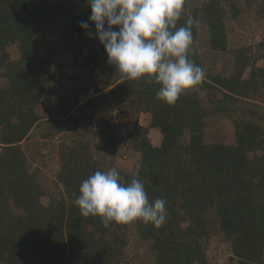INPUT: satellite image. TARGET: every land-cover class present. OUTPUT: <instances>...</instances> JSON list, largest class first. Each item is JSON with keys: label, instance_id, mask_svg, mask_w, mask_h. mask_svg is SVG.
Returning <instances> with one entry per match:
<instances>
[{"label": "trees", "instance_id": "obj_1", "mask_svg": "<svg viewBox=\"0 0 264 264\" xmlns=\"http://www.w3.org/2000/svg\"><path fill=\"white\" fill-rule=\"evenodd\" d=\"M189 2L185 0L177 27L189 18L196 21L189 59L204 71L202 54L195 48L199 27H207L209 52H225L226 11L223 0H208L190 11ZM231 7L236 16L239 8L234 4ZM90 14L85 0H0V79H4L0 80V264L127 262L123 254L130 223L113 222L104 227L101 217H83L75 204L82 181L98 170L105 171V165L92 161L90 141L78 140L77 146L62 148L58 180L64 191L48 204L40 199L44 190L37 173L27 166L22 145L43 119L36 108L45 92L43 80L52 75L54 66L52 49L46 56H38L36 36L50 21L69 18V34L76 40L70 48L89 63L106 54L98 39L89 38L79 27ZM90 29L94 33V25L90 24ZM11 46H17L19 58H11ZM85 48L87 55L83 54ZM234 63V73L207 74L173 105L157 98L159 85L154 81H124L118 76L108 83L109 88L121 82L124 92L137 98L140 103L136 101V105L144 107L152 118L134 142L142 164L136 178L144 183L150 202L166 200V221L159 228L140 221H134V225L142 241L149 243L153 264H210L204 243L213 232L220 233L231 245L237 264L264 262V113L255 103L256 97L264 96V65L256 67L242 52ZM87 90L75 94L66 112L82 102L93 108L100 101V94L88 98ZM216 91L221 96L217 97ZM205 99L211 104L206 105ZM211 116L232 120L234 144L205 141ZM49 121L51 130L60 133V124H77L81 118L70 114ZM99 123L98 130L103 127L100 133L109 134L111 141L113 130L108 123ZM149 128L161 132L159 145L149 140ZM44 135L50 137L48 132ZM119 174L124 183L133 178L131 173ZM80 251L84 254L81 262L75 258Z\"/></svg>", "mask_w": 264, "mask_h": 264}, {"label": "rangeland", "instance_id": "obj_2", "mask_svg": "<svg viewBox=\"0 0 264 264\" xmlns=\"http://www.w3.org/2000/svg\"><path fill=\"white\" fill-rule=\"evenodd\" d=\"M205 1L208 0H190L189 11L190 8L199 7ZM223 4L228 37V48L225 52H209L206 49L209 46L207 27L205 25L199 27L195 48L202 54L204 77L216 72L224 75L234 73V59L240 52L249 57L256 67L264 65V0H223ZM232 4L239 8L236 16ZM69 27V18H59L43 26L42 31L36 36L40 48L38 56H46L48 50L52 49L55 53L51 57L54 66L50 71L52 75L46 76L43 80L45 92L36 108L43 119L37 122L22 145L28 158L27 166L37 173L44 190L40 198L44 204H48L53 197H60L64 191L58 180V173L62 169V148L77 146L78 140H89L92 161L97 160L105 165V171L116 168L118 172L133 174L141 160V154L135 150L134 142L141 136V128L149 127L152 119L144 107H139L138 103L136 105L137 98L124 92L121 82L107 87L110 80L120 74L113 65H108L105 53L101 58H95L89 63L83 62L82 54L74 53L70 46L76 43V40L73 39L74 35L69 34ZM9 51L12 59L21 56L17 46H11ZM83 54L87 55L88 49L85 48ZM59 66L64 68L61 69ZM251 69L250 65L244 76L247 77ZM86 88L88 98L100 94V101L96 102L93 108H87L82 102L66 112L75 94H84ZM215 94L217 97L221 96L218 91ZM255 99V103L258 104L257 110L264 113V96ZM205 103L211 104L208 100ZM94 111L95 115L92 116ZM70 114L80 117L81 121L77 124L70 122L60 124L63 130L60 133L51 130L50 118H67ZM100 121L108 123L109 129L113 130L115 137L111 136V141L109 134L100 133L103 127L98 130ZM79 130H82L81 133ZM46 132L50 137H44ZM95 133L100 136H96ZM147 136L153 145H159L162 141V134L158 128H149ZM188 138L187 135L184 140L187 141ZM113 140L115 142H112ZM205 141L234 144L236 137L232 120L211 116L205 127ZM111 144L116 147V153L112 150ZM106 145L109 146L108 149L105 148ZM134 223L131 222L126 229L127 245L124 247L123 255L127 262L124 264H153V257L148 250L149 243L142 241ZM204 245L210 264H237L231 245L220 233L213 232ZM83 257V251L75 253V258L79 262Z\"/></svg>", "mask_w": 264, "mask_h": 264}, {"label": "clouds", "instance_id": "obj_3", "mask_svg": "<svg viewBox=\"0 0 264 264\" xmlns=\"http://www.w3.org/2000/svg\"><path fill=\"white\" fill-rule=\"evenodd\" d=\"M85 2L91 14L79 27L103 45L107 63L116 68L122 80L154 81L159 85L157 98L169 105L202 82L203 69L189 59L196 21L189 18L177 27L185 0ZM141 167L136 165L129 183L122 182L116 168L98 170L83 180L75 200L80 214L101 217L104 227L134 221L161 227L166 221V200L149 201L144 183L136 178Z\"/></svg>", "mask_w": 264, "mask_h": 264}]
</instances>
